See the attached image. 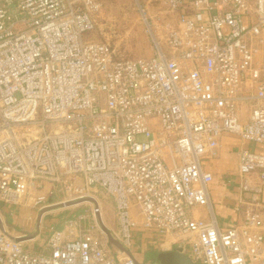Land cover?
Segmentation results:
<instances>
[{
	"label": "built area",
	"instance_id": "2783aa9c",
	"mask_svg": "<svg viewBox=\"0 0 264 264\" xmlns=\"http://www.w3.org/2000/svg\"><path fill=\"white\" fill-rule=\"evenodd\" d=\"M134 1L148 58H118L90 37L100 0H0V202L12 214L49 182L65 188L61 202L89 203L49 228L42 249L13 235L0 209V264H141L105 232L128 250L137 226L199 264H264V0H159L160 35ZM223 134L240 141L227 181L238 178L241 220L229 228L202 167ZM90 191L112 199L117 233Z\"/></svg>",
	"mask_w": 264,
	"mask_h": 264
},
{
	"label": "rangeland",
	"instance_id": "374dc122",
	"mask_svg": "<svg viewBox=\"0 0 264 264\" xmlns=\"http://www.w3.org/2000/svg\"><path fill=\"white\" fill-rule=\"evenodd\" d=\"M101 8L97 14L95 29L90 33V37L107 42L113 49L118 58H148L154 53V47L148 26L143 22L134 0H100ZM147 14L151 19V30L160 35L162 24L167 23L168 16L159 13L163 6L159 0H147ZM144 1V3H145ZM166 21V22H163ZM162 23V24H160ZM30 136L34 135V129L27 132ZM138 140H142L140 137ZM93 194L92 191L89 192ZM100 203L102 211V223L106 229H112V232H118V222L115 216V208L112 199L101 191L93 194ZM67 198L65 188L56 185L53 187L46 182L43 188L33 190L25 195L20 203L14 206L12 215H7L8 206L0 202L2 217L8 230L13 235H19V240L24 245L34 249H42L45 246L48 229H60L63 225L62 216L67 213L84 212L89 205L86 200L75 201L69 205L52 204L64 201ZM134 216L140 220L137 215V208L131 209ZM7 213V214H6ZM70 218V217H69ZM60 224L59 228L55 226ZM170 240L157 241L151 232L137 226L133 228L131 245L128 255L140 258V253L144 250H169ZM115 247V246H114ZM116 248H113L114 252ZM125 256V254H120ZM154 256L148 253L142 264H156Z\"/></svg>",
	"mask_w": 264,
	"mask_h": 264
},
{
	"label": "crops",
	"instance_id": "0c3cea01",
	"mask_svg": "<svg viewBox=\"0 0 264 264\" xmlns=\"http://www.w3.org/2000/svg\"><path fill=\"white\" fill-rule=\"evenodd\" d=\"M219 141L218 155L214 158H205L202 161V167L212 173V181L208 188L212 209L217 218L218 224L222 228H229L241 220V214H239L234 208L239 196L238 178H234L231 182L227 181L229 174H233L237 167L240 141L237 137L230 134L221 135ZM242 143L249 150L254 152H260L262 149V146L258 143ZM262 199L264 200V189ZM191 212L195 216L201 218L207 217V210L203 206L191 208ZM7 213H9V211ZM7 215L11 216L12 214L9 213ZM102 215L101 211V217ZM169 247V250H173L176 249L175 247L177 246L170 244ZM151 250L142 251L140 253L141 257L136 259L142 263L144 254Z\"/></svg>",
	"mask_w": 264,
	"mask_h": 264
},
{
	"label": "water",
	"instance_id": "95a60500",
	"mask_svg": "<svg viewBox=\"0 0 264 264\" xmlns=\"http://www.w3.org/2000/svg\"><path fill=\"white\" fill-rule=\"evenodd\" d=\"M72 201L68 202H58L55 204H52L51 206L54 205H69L72 204ZM106 234L108 235L110 241L115 245L118 246L120 249H122L126 254L128 251L121 246L116 240L112 239L108 232L105 230ZM156 261H158L160 264H199L196 262H193L189 259L187 255H185L179 248L173 249V250H168V251H160L156 255Z\"/></svg>",
	"mask_w": 264,
	"mask_h": 264
},
{
	"label": "trees",
	"instance_id": "16d2710c",
	"mask_svg": "<svg viewBox=\"0 0 264 264\" xmlns=\"http://www.w3.org/2000/svg\"><path fill=\"white\" fill-rule=\"evenodd\" d=\"M79 211V209H76L74 212H70V213H67V215H65V216H62V218H64V220L65 219H67V218H69V217H73V216H75V215H77L78 213H80V212H78ZM61 225L60 224H57L55 227L56 228H59ZM175 248H177V247H175ZM158 252L159 251H157V250H151V251H148V252H146L145 254H144V259H143V261L145 260V258H146V256H147V254L148 253H151L153 256H154V260H156V255L158 254Z\"/></svg>",
	"mask_w": 264,
	"mask_h": 264
},
{
	"label": "flooded vegetation",
	"instance_id": "af4514ba",
	"mask_svg": "<svg viewBox=\"0 0 264 264\" xmlns=\"http://www.w3.org/2000/svg\"><path fill=\"white\" fill-rule=\"evenodd\" d=\"M142 264V263H141ZM156 264H160L158 261H157V263Z\"/></svg>",
	"mask_w": 264,
	"mask_h": 264
},
{
	"label": "bare ground",
	"instance_id": "6f19581e",
	"mask_svg": "<svg viewBox=\"0 0 264 264\" xmlns=\"http://www.w3.org/2000/svg\"><path fill=\"white\" fill-rule=\"evenodd\" d=\"M100 216H101V212H100ZM101 219H102V217H101Z\"/></svg>",
	"mask_w": 264,
	"mask_h": 264
}]
</instances>
